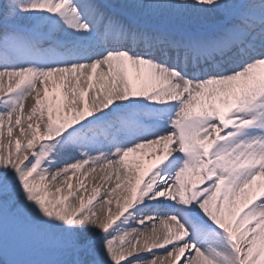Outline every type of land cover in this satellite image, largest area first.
Wrapping results in <instances>:
<instances>
[{
	"label": "snow or ice",
	"instance_id": "1",
	"mask_svg": "<svg viewBox=\"0 0 264 264\" xmlns=\"http://www.w3.org/2000/svg\"><path fill=\"white\" fill-rule=\"evenodd\" d=\"M0 264H264V0H0Z\"/></svg>",
	"mask_w": 264,
	"mask_h": 264
},
{
	"label": "bare ground",
	"instance_id": "2",
	"mask_svg": "<svg viewBox=\"0 0 264 264\" xmlns=\"http://www.w3.org/2000/svg\"><path fill=\"white\" fill-rule=\"evenodd\" d=\"M149 151H155V149H151V150H145V156H147V153ZM150 160L148 158H143V165L144 167H147L148 164H149ZM77 177H81V174L80 172H77L76 174V177H73V181H72V184H73V190L76 188V178ZM102 174L100 173L99 170H97V172L93 173V174H90V176L88 178H83L81 177V179H84V182H85V188L87 189L85 195L88 196L90 194H92V187H95V186H99L100 187V193L97 194V197L99 199L100 196H103L105 191H106V188L104 187L105 184H108L110 183L109 181H105L103 180L102 178ZM118 195H121L123 197V195H125L126 193L122 192L121 190H118L117 192ZM115 196V195H114ZM96 203V201H94ZM121 203H123V199L121 200ZM113 205V206H112ZM112 207L116 209V203H115V200H113V203H112ZM96 208L97 210H99L100 208V205L98 203H96Z\"/></svg>",
	"mask_w": 264,
	"mask_h": 264
},
{
	"label": "rangeland",
	"instance_id": "3",
	"mask_svg": "<svg viewBox=\"0 0 264 264\" xmlns=\"http://www.w3.org/2000/svg\"><path fill=\"white\" fill-rule=\"evenodd\" d=\"M74 190H75V189H74ZM66 192H67V187L65 186L64 194H66ZM120 196H121V195H120ZM85 199H87V196H86V195H85ZM112 199L115 200V196H113ZM122 199H123V197L121 196V200H122ZM70 200H71V198H70ZM94 204H96V203L94 202ZM112 206H113V205H112ZM112 206H111L112 211L115 212L116 210H115ZM89 207H91V205H89ZM133 226L135 227L136 225L133 224Z\"/></svg>",
	"mask_w": 264,
	"mask_h": 264
}]
</instances>
